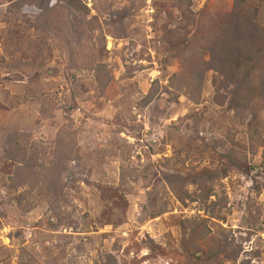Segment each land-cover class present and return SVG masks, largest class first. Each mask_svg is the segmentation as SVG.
Segmentation results:
<instances>
[{
  "label": "rangeland",
  "instance_id": "obj_1",
  "mask_svg": "<svg viewBox=\"0 0 264 264\" xmlns=\"http://www.w3.org/2000/svg\"><path fill=\"white\" fill-rule=\"evenodd\" d=\"M68 1L49 15L80 17L74 57L37 2L0 0V264H199L217 243L204 264H264V98L216 87L209 52L230 23L264 35V0H80L83 17ZM61 128L77 156L56 205L43 176ZM237 143L249 173L228 163Z\"/></svg>",
  "mask_w": 264,
  "mask_h": 264
},
{
  "label": "trees",
  "instance_id": "obj_2",
  "mask_svg": "<svg viewBox=\"0 0 264 264\" xmlns=\"http://www.w3.org/2000/svg\"><path fill=\"white\" fill-rule=\"evenodd\" d=\"M34 1L35 3L37 2L40 7L38 10L39 16H41V18L43 16L45 19L43 24H41V21H39L37 25H44L43 30L47 33V35L55 33L54 36L60 38L63 44L66 45V49L69 51V57H74L76 50L71 48L70 39H68L65 34L71 30L70 26L72 27L73 24L80 22V17L75 15V22L73 24H67L66 22L61 24L54 16L50 17L49 15V12L51 11L50 9L55 4V0ZM71 6H74L75 9L81 13L86 10L85 5H83L80 0H69L67 7L70 8ZM83 14L84 13H82V17ZM38 26H36V28H38ZM231 26H233L232 23H230L229 35L225 34L223 37L225 40L220 44V52L224 53L222 59L219 58L218 53L216 54L214 52L213 46L217 48V45H213L209 51L212 54L213 59H216L215 63H217V65L220 64V62H223L220 71L222 80L216 87L227 92L229 89L227 88V85L231 86L233 81L236 79H238L239 84L242 87L250 90L255 89L260 84L257 91L261 90L260 97L264 98V35L261 34V32L257 29V27H255V25L253 26V24L250 27H243L241 25H235L234 27ZM226 28L227 27H225V29ZM76 37L77 39L75 40V43L80 45V42L77 41L80 38L79 35ZM261 37H263L262 41ZM256 43H259V46H256L257 49L254 48ZM214 54L217 56V58H215ZM260 59L263 60L260 61ZM89 60L90 64L88 69L94 70L95 67V69L98 71L99 66L97 64L95 66L94 64L96 61L95 57L91 56L89 57ZM238 96L239 89H236V91L231 94V98H229L231 101H237ZM262 104V107H264V102ZM234 107L235 106H233V108ZM255 141V144L251 145V147L255 149L260 147L264 150V136L258 135L255 138ZM75 146V136L68 134V131L64 130V128H61L60 132L57 134L56 148L54 152L56 160L52 165L51 171L49 170L50 173L43 176L45 179L47 178L48 183L50 182L52 184V194L55 198L56 205L60 202V200H66L64 193L61 192L62 187H58V181L59 176H61L60 174L68 170V165L71 161H73L71 158L77 156V149ZM237 146L240 152L229 148L225 153L228 163L234 170L236 169L240 172L244 171L249 173L250 168L247 165L246 155L243 153L244 146L238 143ZM226 173L227 171H223L222 177H225ZM200 181L209 182L212 184L211 181H214V176L211 174H206L204 178L196 180V184L200 183ZM206 189L210 190L209 188ZM209 195L210 192L206 194V198H208ZM221 247L222 245L217 243L212 247L208 255L204 253L202 248H195L193 250L192 257L199 264L207 263L211 261V259V263H215L219 261V256L221 254H227V250ZM210 256H212L211 259ZM231 258L232 256L230 255L227 259Z\"/></svg>",
  "mask_w": 264,
  "mask_h": 264
}]
</instances>
